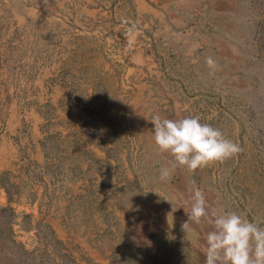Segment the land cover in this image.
<instances>
[{
  "label": "rangeland",
  "instance_id": "obj_1",
  "mask_svg": "<svg viewBox=\"0 0 264 264\" xmlns=\"http://www.w3.org/2000/svg\"><path fill=\"white\" fill-rule=\"evenodd\" d=\"M157 115L242 151L162 181ZM211 212L264 228V0H0V264H204Z\"/></svg>",
  "mask_w": 264,
  "mask_h": 264
},
{
  "label": "clouds",
  "instance_id": "obj_2",
  "mask_svg": "<svg viewBox=\"0 0 264 264\" xmlns=\"http://www.w3.org/2000/svg\"><path fill=\"white\" fill-rule=\"evenodd\" d=\"M135 29V24L129 27L127 36L131 37ZM132 42L128 40L129 45ZM205 63L210 73L215 74L216 61L207 57ZM150 122L154 126V142L158 151L167 152L173 158L171 169L165 167L160 170L159 178L162 181L168 179L177 167L194 173L210 164L222 163L242 151L239 144L226 138L210 124H202L199 117L172 120L161 119L157 115ZM185 212L188 220L182 224L184 231L190 223L199 224L203 217L210 214L202 189L192 191L191 207ZM211 216L213 230L206 236L204 264H264V228L235 212H211Z\"/></svg>",
  "mask_w": 264,
  "mask_h": 264
}]
</instances>
